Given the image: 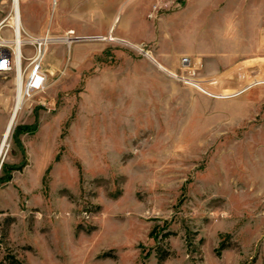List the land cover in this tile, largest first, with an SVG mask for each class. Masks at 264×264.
Listing matches in <instances>:
<instances>
[{
    "label": "rangeland",
    "instance_id": "rangeland-1",
    "mask_svg": "<svg viewBox=\"0 0 264 264\" xmlns=\"http://www.w3.org/2000/svg\"><path fill=\"white\" fill-rule=\"evenodd\" d=\"M261 3L23 0L26 34L79 40L47 45L0 156V264H264Z\"/></svg>",
    "mask_w": 264,
    "mask_h": 264
},
{
    "label": "built area",
    "instance_id": "built-area-1",
    "mask_svg": "<svg viewBox=\"0 0 264 264\" xmlns=\"http://www.w3.org/2000/svg\"><path fill=\"white\" fill-rule=\"evenodd\" d=\"M12 7L9 13L4 15L0 19V72H8L15 65L17 59V49L15 44L9 40L17 35H20V31L17 29V24L13 20V16L16 15V10ZM58 0H52L54 6H56ZM10 20H12L10 24ZM9 28L12 33V37H6L2 35L4 28ZM27 37H26V36ZM22 47L25 45H32L34 48V57L31 60V66L29 73L25 80V89L23 97H29L34 92L40 91L44 88L47 75L43 69L42 60L44 57V51L47 45L54 41H65L70 45L72 42L79 40V37L75 36L73 31L65 33L63 36H53L50 32L38 37H31L23 32Z\"/></svg>",
    "mask_w": 264,
    "mask_h": 264
},
{
    "label": "bare ground",
    "instance_id": "bare-ground-1",
    "mask_svg": "<svg viewBox=\"0 0 264 264\" xmlns=\"http://www.w3.org/2000/svg\"><path fill=\"white\" fill-rule=\"evenodd\" d=\"M13 7L16 10V15H14L13 20L14 22L17 24V29L18 31H20V35H17L13 38H10L9 40H11L17 49V59L15 60V68H16V72H17V79H16V83H17V95H16V100H15V105L12 111V114L10 115V118L8 120V124L6 125V130L3 134V139L2 142L0 144V156L2 154V152L4 151L6 145H7V139L10 135V132L13 128V126L16 123V119H17V115L18 112L20 110V107L22 108V102H23V94H24V89H25V83H24V68H23V51H22V42H23V38H22V34L27 33V31L25 30V27L22 24L21 21V0H14L13 1ZM12 20H10V24H11ZM25 41V40H24Z\"/></svg>",
    "mask_w": 264,
    "mask_h": 264
},
{
    "label": "crops",
    "instance_id": "crops-1",
    "mask_svg": "<svg viewBox=\"0 0 264 264\" xmlns=\"http://www.w3.org/2000/svg\"><path fill=\"white\" fill-rule=\"evenodd\" d=\"M22 6H23V0H21V21H22L23 26H26L28 21H30L31 18L34 17V15H32V13H34V11H33V9H27L25 7L24 10H23V14H22ZM261 7H262V10L264 11V0H262ZM22 15L24 17L25 23H23ZM24 24H26V25H24ZM253 27H255V28H264V17L262 18V20L258 21L257 24L255 26H253ZM33 28H35L37 30H40L42 28L41 22L38 23L37 25H35Z\"/></svg>",
    "mask_w": 264,
    "mask_h": 264
}]
</instances>
